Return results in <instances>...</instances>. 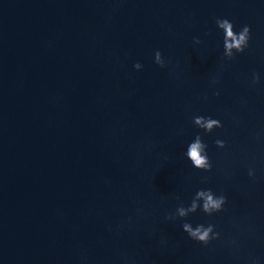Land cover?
<instances>
[{
	"label": "water",
	"instance_id": "obj_1",
	"mask_svg": "<svg viewBox=\"0 0 264 264\" xmlns=\"http://www.w3.org/2000/svg\"><path fill=\"white\" fill-rule=\"evenodd\" d=\"M214 17L252 33L249 49L226 65L219 97L209 86L223 50ZM194 36L206 46H194ZM155 50L171 61L168 69L152 62ZM137 61L142 71L133 69ZM252 71L261 74L255 88ZM194 114L225 125L204 135L211 173L184 156L201 131ZM216 138L228 147L218 149ZM146 140L157 144L150 153ZM160 152L170 161H159ZM253 161L255 183L247 176ZM201 175L210 182L201 184ZM201 187L223 192L228 211L198 212L190 222L217 225L238 239V254L219 242L199 245L180 222L163 221L178 203L172 194L187 203ZM136 201L146 215L110 231ZM250 257L264 264V0H0V264H249Z\"/></svg>",
	"mask_w": 264,
	"mask_h": 264
},
{
	"label": "clouds",
	"instance_id": "obj_2",
	"mask_svg": "<svg viewBox=\"0 0 264 264\" xmlns=\"http://www.w3.org/2000/svg\"><path fill=\"white\" fill-rule=\"evenodd\" d=\"M120 0H114V4L118 6ZM118 10V7L113 9ZM214 23L218 31L223 34L222 42V55L219 58V64L217 70L209 77V86L213 89L212 95L219 97L220 89L219 85L222 79V73L225 67L230 62L234 61L238 54H243L250 47V41L252 39L251 27L250 25H242L239 32L235 31L234 23L226 17H214ZM211 32H205L204 36H210ZM192 44L194 46H206L204 39L200 36H194L192 38ZM116 63L118 65L122 64L119 56L115 57ZM152 62L161 69H168L171 61L164 56L160 50H155L152 57ZM144 65L139 61L133 64V69L136 72L142 71ZM173 75L175 73H172ZM131 73L129 74L131 78ZM249 86L255 88L261 83V74L257 71H252L250 74V79L248 81ZM204 100L208 99L207 93L202 97ZM192 125L195 128L201 130L197 132L194 138L188 143L186 151L184 152L185 158L190 161L191 166L201 173H211L213 171L214 165L208 154V144L204 140V135L213 133L216 129H223L225 127L221 119L213 118L210 115H193ZM183 130H181L182 133ZM258 138V137H257ZM215 146L218 149H226L228 147V142L225 139L216 138ZM144 150L146 152H152L156 149L157 144L154 141L146 140L143 144ZM171 159L170 155L165 152L158 153V160L161 162H169ZM162 167V164L158 166ZM223 175L226 179H231L234 175L233 170L228 167L223 170ZM247 176L253 183L257 182V169L254 161L247 165ZM155 177H153L154 180ZM211 177L209 175H201L199 182L201 184H208ZM186 182H191V175L185 177ZM170 199L177 201V205L173 210H168L163 215L164 222H180V227L187 235V237L199 245L204 247H209L213 245V242H219L226 248L230 249L233 255H236L240 251V242L238 239L233 237H225L222 230H217V225L213 223H200L195 226L190 222L189 217L195 215L198 212H202L206 216H214L218 213L227 212L228 208V197L223 193H217L212 190V188L201 187L198 188L191 200L187 203L183 201L179 194H172ZM136 207L132 215H128L124 220H122L113 229L109 226L110 231H115L120 234L126 229H131L136 221L143 218L146 215L145 209L141 206L140 201H136ZM135 217V219H134ZM233 228L239 232L244 230V226L241 222L233 220ZM248 231H252L251 226L247 228ZM157 229L153 227L148 235L149 237H155L157 234ZM158 245L162 249H168L170 247V241L164 237L160 236ZM82 260H86V256H82ZM249 264H260V259L258 257H250Z\"/></svg>",
	"mask_w": 264,
	"mask_h": 264
}]
</instances>
